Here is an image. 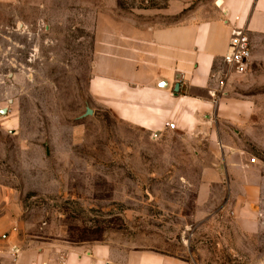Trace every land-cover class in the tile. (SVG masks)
Masks as SVG:
<instances>
[{"label":"rangeland","instance_id":"1","mask_svg":"<svg viewBox=\"0 0 264 264\" xmlns=\"http://www.w3.org/2000/svg\"><path fill=\"white\" fill-rule=\"evenodd\" d=\"M174 5L0 0V109L8 107L0 264H132L143 251L188 264H264V226L242 233L220 212L197 220L200 176L184 143L132 129L89 96L101 52L135 29L185 21L191 7ZM259 99L249 124L222 129L263 182L252 211L264 212V93Z\"/></svg>","mask_w":264,"mask_h":264},{"label":"crops","instance_id":"2","mask_svg":"<svg viewBox=\"0 0 264 264\" xmlns=\"http://www.w3.org/2000/svg\"><path fill=\"white\" fill-rule=\"evenodd\" d=\"M183 5L191 7L185 21L135 29L112 41L111 52H101L100 73L90 79L88 93L126 126L186 145L184 157L194 158L200 176L197 205L205 207L197 220L225 213L240 232L257 234L264 212L252 211V204L255 185L263 182L254 181L238 143L222 128L249 124L264 93V0H175L174 10ZM235 28L249 38V67L220 87L222 58ZM132 264L188 263L143 251Z\"/></svg>","mask_w":264,"mask_h":264},{"label":"built area","instance_id":"3","mask_svg":"<svg viewBox=\"0 0 264 264\" xmlns=\"http://www.w3.org/2000/svg\"><path fill=\"white\" fill-rule=\"evenodd\" d=\"M250 57V41L245 30L243 28L233 29L228 49L222 58L224 70L219 75L220 87L227 83L230 74H245L249 67ZM165 128L172 131L175 126L171 123H166ZM8 253L12 258H15L19 253V249L15 245H10Z\"/></svg>","mask_w":264,"mask_h":264},{"label":"water","instance_id":"4","mask_svg":"<svg viewBox=\"0 0 264 264\" xmlns=\"http://www.w3.org/2000/svg\"><path fill=\"white\" fill-rule=\"evenodd\" d=\"M8 103L10 104V103H12V101L9 100ZM7 112H8V107L0 109V117L5 116L7 114ZM91 115H92L91 110L90 109H86L83 117H89Z\"/></svg>","mask_w":264,"mask_h":264}]
</instances>
